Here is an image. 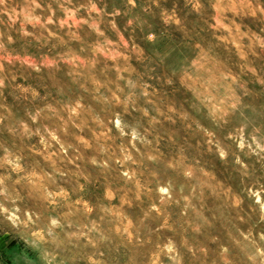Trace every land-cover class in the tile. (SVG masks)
Returning <instances> with one entry per match:
<instances>
[{"label": "rangeland", "instance_id": "1", "mask_svg": "<svg viewBox=\"0 0 264 264\" xmlns=\"http://www.w3.org/2000/svg\"><path fill=\"white\" fill-rule=\"evenodd\" d=\"M0 264H264V0H0Z\"/></svg>", "mask_w": 264, "mask_h": 264}]
</instances>
